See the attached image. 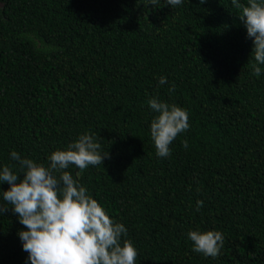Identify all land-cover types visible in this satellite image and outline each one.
I'll return each mask as SVG.
<instances>
[{
    "label": "trees",
    "instance_id": "1",
    "mask_svg": "<svg viewBox=\"0 0 264 264\" xmlns=\"http://www.w3.org/2000/svg\"><path fill=\"white\" fill-rule=\"evenodd\" d=\"M238 13L231 0H0V168L19 170L13 150L48 166L94 134L111 158L67 170L125 225L136 264H264V64L255 76ZM152 97L189 115L165 158ZM5 206L0 264H31ZM190 230L220 231V254L193 251Z\"/></svg>",
    "mask_w": 264,
    "mask_h": 264
},
{
    "label": "clouds",
    "instance_id": "2",
    "mask_svg": "<svg viewBox=\"0 0 264 264\" xmlns=\"http://www.w3.org/2000/svg\"><path fill=\"white\" fill-rule=\"evenodd\" d=\"M183 0H166L174 8ZM205 0H200L204 4ZM239 10L238 17L253 38L251 58L257 63L253 73L259 77L264 64V0H231ZM154 7L158 0H150ZM161 85L166 78L161 77ZM170 91L175 90L173 85ZM148 105L157 115L150 124V136L156 155L165 158L171 155L170 145L179 134L189 128L188 112L177 104H169L152 97ZM183 145L188 147L187 140ZM110 159L109 151H101V144L94 134H81L64 149H56L48 156L45 166L31 158H21L15 150L11 159L19 163L5 164L0 168V184L10 185L2 190L0 215L10 205L19 222L24 226L18 232L23 250L28 253L31 264H136L137 249L127 236L123 223L115 222L104 207L88 193L85 186L68 171L70 166L79 169L76 176L91 166L104 165ZM202 200L197 201L200 211ZM188 239L193 251L216 258L223 247L224 237L220 231L190 230Z\"/></svg>",
    "mask_w": 264,
    "mask_h": 264
}]
</instances>
